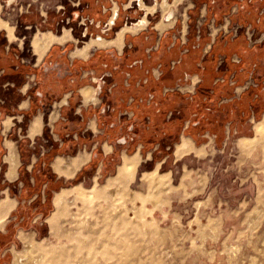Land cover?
I'll return each mask as SVG.
<instances>
[{"label":"crops","instance_id":"crops-1","mask_svg":"<svg viewBox=\"0 0 264 264\" xmlns=\"http://www.w3.org/2000/svg\"><path fill=\"white\" fill-rule=\"evenodd\" d=\"M146 17L121 48L72 56L85 45L73 40L53 44L41 58L33 51L30 61L0 29V180L19 184L18 199H35L52 175L70 178L90 166L109 184L124 156L173 150L179 157L184 139L202 149L218 128L227 135L235 122L258 121L259 110L264 119V0H196ZM40 138L59 142L60 155L46 148L23 161L24 147ZM76 160H83L77 168Z\"/></svg>","mask_w":264,"mask_h":264},{"label":"rangeland","instance_id":"rangeland-1","mask_svg":"<svg viewBox=\"0 0 264 264\" xmlns=\"http://www.w3.org/2000/svg\"><path fill=\"white\" fill-rule=\"evenodd\" d=\"M128 1L0 0V16L14 27L12 41L23 49L20 59L30 61L37 31L63 35L70 30L76 45L83 46L97 36L113 39L125 24L141 21L146 6H156L151 19L196 0H167V9L164 0H133L127 8ZM115 6L118 15L110 24ZM257 120L235 122L227 135L218 128L215 140L183 157L173 150L142 156L133 174L109 184L90 166L70 178L52 175L43 193L21 200L17 182L0 180V199L12 198L7 220L0 223V264H264L260 110ZM241 137L254 141L247 147ZM57 146L51 138L35 139L24 147L23 161L46 148L56 158ZM159 163L149 181L146 175ZM29 249L34 258L27 256Z\"/></svg>","mask_w":264,"mask_h":264},{"label":"bare ground","instance_id":"bare-ground-1","mask_svg":"<svg viewBox=\"0 0 264 264\" xmlns=\"http://www.w3.org/2000/svg\"><path fill=\"white\" fill-rule=\"evenodd\" d=\"M178 1L180 0H174V3H177ZM11 2H13V0H11ZM171 4L167 2V0H164L163 4H162V8L164 9H167L169 8ZM131 6V4H127V7ZM1 7V6H0ZM115 9L113 10V15L111 17V23H113L114 19H115V16L117 14V7L115 6L114 7ZM146 10V13L144 15V17L142 18L141 21L139 22H136V23H133L131 25L127 24V25H124L122 26V28H120L115 37L111 40H106L104 37H97V38H93L91 39L90 41H87L84 45V47H81L79 48L78 51H73L71 53L72 56H75V55H80V56H86L90 49L93 48V47H101V46H112V45H117L118 47L121 48V46L123 45V40H124V36L127 32H136L138 31L139 29L145 27L148 23V18L146 17V15H148L149 13H153L155 12L156 10V6H146L144 8ZM173 18V17H172ZM163 20V19H162ZM165 21V20H164ZM169 21V20H168ZM166 23V22H165ZM169 23V22H167ZM0 29H6L7 30V36L9 38V40H14L16 39V36L14 35V27H12L6 20H4L3 18H1L0 16ZM63 30H66V29H63ZM70 31V30H69ZM65 32L63 33V35H54L52 34L50 31L48 32H39L37 31L38 33H35L36 35L33 37L32 41H31V44L33 46V49L35 51V53L38 55L39 58H41L47 51L48 49L53 45V44H56V43H61V44H65L69 41H73L74 38L71 34H69L70 32ZM92 92H93V88L92 87H89L87 89H85L84 91V94H85V97H86V101H91V100H94V98H92ZM6 124V123H5ZM6 126V125H5ZM38 126H39V122L36 121L33 125V128L31 130V134L33 135L38 129ZM7 127V126H6ZM41 129V128H40ZM259 129L264 131V120L259 124ZM240 143L244 146H249V144L254 141V138H240L239 139ZM256 144V143H254ZM14 146V145H13ZM13 146H9L10 147V155L9 157L7 158V160L10 161L11 165H13L16 160H15V153H14V148ZM16 150V149H15ZM192 150H196L194 148V145L192 143V141L190 139H184L183 140V143L182 144H179L177 146V150H176V153L177 155L180 157ZM199 150V149H198ZM140 160H141V155L139 153H136L134 155H127V156H124V161L123 163L120 165L119 167V171H118V175L112 179H110L109 182H113L114 180L116 179H122L128 175H131L133 174L136 169L138 168L139 164H140ZM83 162V160H76L75 162V168L79 167L80 164ZM73 164V163H72ZM62 165H63V161L62 160H58L57 164H56V169L60 170L62 168ZM13 167V166H12ZM12 169V168H10ZM158 171V168L148 172V174L146 175V178L149 179V181H152L153 178L155 177L154 174H156ZM16 171L12 170L10 173H9V176L12 178V176H14ZM72 172V171H71ZM159 174V173H158ZM16 175V174H15ZM135 176V175H134ZM157 177V176H156ZM128 180V179H127ZM126 180V181H127ZM143 180V179H142ZM144 181V180H143ZM146 183V182H145ZM163 185V184H162ZM154 187V186H153ZM170 189V188H169ZM122 191V190H121ZM64 193V192H62ZM65 194V193H64ZM151 194V193H150ZM64 196L62 194L61 195H58V202L61 203L62 199H64ZM58 203V204H59ZM11 203H10V199L9 197H6V198H2L0 200V223H2L4 221V219L8 216V213L11 209ZM59 207V206H58ZM55 212V211H54ZM64 213V210L63 212ZM56 214L58 215V213L56 212ZM50 220L52 219H55V216L53 215L52 217L49 218ZM7 220V218H6ZM57 225V224H56ZM3 226V225H2ZM55 226V225H54ZM24 237V236H23ZM29 238H27L28 240ZM34 240V239H33ZM29 241V240H28ZM26 243V242H25ZM30 243V242H29ZM26 245V244H25ZM237 246V245H236ZM26 247V246H25ZM238 248V247H237ZM236 248V250H237ZM228 249H231V248H228ZM239 249V248H238ZM30 250V249H29ZM33 250V248H32ZM235 250V249H234ZM233 250V251H234ZM28 251V250H24V253ZM18 252V251H17ZM16 252V253H17ZM30 253L27 254V256L31 255V250L29 251ZM43 252V251H41ZM41 256H43V253H41ZM33 253V252H32ZM36 253V252H35ZM34 253V254H35ZM236 253V252H235ZM18 254V253H17ZM21 254V253H20ZM19 254V256H20ZM39 254V255H40ZM22 255V254H21ZM33 255V254H32ZM31 255L32 258H34L33 256ZM38 255V256H39ZM18 256V257H19ZM26 256V255H25ZM16 257V258H18ZM22 257L24 258V256H21V259ZM30 257V256H29ZM36 257V256H35ZM15 258V259H16ZM27 258V257H26ZM25 258V259H26ZM36 259V258H35ZM24 260V259H23ZM16 261V260H14ZM18 261V260H17ZM19 261H20V258H19ZM25 261V260H24ZM38 261V259H37ZM40 261V260H39ZM38 261V262H39ZM37 262V263H38ZM21 263V262H20ZM42 263V262H41ZM17 264V263H15ZM23 264V262H22Z\"/></svg>","mask_w":264,"mask_h":264},{"label":"flooded vegetation","instance_id":"flooded-vegetation-1","mask_svg":"<svg viewBox=\"0 0 264 264\" xmlns=\"http://www.w3.org/2000/svg\"><path fill=\"white\" fill-rule=\"evenodd\" d=\"M130 129H132V128H131V127H129V129H128V130H129V131H131Z\"/></svg>","mask_w":264,"mask_h":264}]
</instances>
